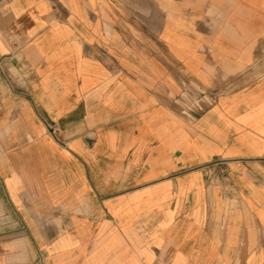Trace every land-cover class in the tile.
Returning <instances> with one entry per match:
<instances>
[{
    "label": "crops",
    "instance_id": "0c3cea01",
    "mask_svg": "<svg viewBox=\"0 0 264 264\" xmlns=\"http://www.w3.org/2000/svg\"><path fill=\"white\" fill-rule=\"evenodd\" d=\"M0 264H264V0H0Z\"/></svg>",
    "mask_w": 264,
    "mask_h": 264
},
{
    "label": "built area",
    "instance_id": "2783aa9c",
    "mask_svg": "<svg viewBox=\"0 0 264 264\" xmlns=\"http://www.w3.org/2000/svg\"><path fill=\"white\" fill-rule=\"evenodd\" d=\"M180 101L182 103V113L189 118L195 117L196 114L199 112L203 111L205 107L208 105H211L213 102L212 97L207 96L204 97L203 95L201 96H192L188 92H183L180 96ZM193 100L191 101L190 99ZM53 130V129H52Z\"/></svg>",
    "mask_w": 264,
    "mask_h": 264
},
{
    "label": "rangeland",
    "instance_id": "374dc122",
    "mask_svg": "<svg viewBox=\"0 0 264 264\" xmlns=\"http://www.w3.org/2000/svg\"><path fill=\"white\" fill-rule=\"evenodd\" d=\"M194 97V96H193ZM191 101L193 100V98L192 99H190Z\"/></svg>",
    "mask_w": 264,
    "mask_h": 264
}]
</instances>
